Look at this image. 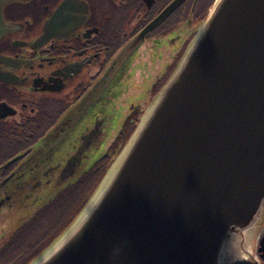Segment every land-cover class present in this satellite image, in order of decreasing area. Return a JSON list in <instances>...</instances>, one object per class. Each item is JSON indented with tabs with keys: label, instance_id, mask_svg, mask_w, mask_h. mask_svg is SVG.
Masks as SVG:
<instances>
[{
	"label": "water",
	"instance_id": "obj_1",
	"mask_svg": "<svg viewBox=\"0 0 264 264\" xmlns=\"http://www.w3.org/2000/svg\"><path fill=\"white\" fill-rule=\"evenodd\" d=\"M162 17L0 186V207H41L73 180V159L53 165L66 123ZM263 227L264 0H213L81 208L26 264H261Z\"/></svg>",
	"mask_w": 264,
	"mask_h": 264
},
{
	"label": "flooded vegetation",
	"instance_id": "obj_2",
	"mask_svg": "<svg viewBox=\"0 0 264 264\" xmlns=\"http://www.w3.org/2000/svg\"><path fill=\"white\" fill-rule=\"evenodd\" d=\"M212 1L0 0L1 187L118 64L120 51L163 16L81 120L66 123L53 165L62 169L73 159V180L41 207L37 196L23 208L12 197L0 207V264H25L77 212L81 205L66 206L54 219L40 214L71 188L79 189L77 203L91 192Z\"/></svg>",
	"mask_w": 264,
	"mask_h": 264
},
{
	"label": "rangeland",
	"instance_id": "obj_3",
	"mask_svg": "<svg viewBox=\"0 0 264 264\" xmlns=\"http://www.w3.org/2000/svg\"><path fill=\"white\" fill-rule=\"evenodd\" d=\"M213 2V1H212ZM193 34V33H192ZM183 52V51H182ZM182 54V53H181ZM169 76V75H168ZM168 78V77H167ZM166 78V79H167ZM165 82V81H164ZM97 184V183H96ZM78 192H79V189H69L68 191H65L61 194H59L54 200L52 203H50L46 209H44L40 214L44 213V215H48L50 216L51 218H55V216L57 214H59L61 211H63L64 208H66V206L70 205L69 203L70 202H73L76 198L79 199V196L78 195ZM83 195V194H81ZM77 204V199L72 203V205H76ZM82 206V205H81ZM80 206V208H81ZM78 211V210H77ZM57 227V225H56ZM264 228V227H263ZM263 232V229L259 235V237L261 236ZM258 237V239H259ZM37 254V253H36ZM31 259V258H30ZM29 259V260H30ZM28 260V261H29ZM27 261V262H28ZM26 262V263H27ZM25 263V264H26Z\"/></svg>",
	"mask_w": 264,
	"mask_h": 264
},
{
	"label": "trees",
	"instance_id": "obj_4",
	"mask_svg": "<svg viewBox=\"0 0 264 264\" xmlns=\"http://www.w3.org/2000/svg\"><path fill=\"white\" fill-rule=\"evenodd\" d=\"M89 195V193L88 194H86L82 199H81V201H79L76 205H82L83 204V202L85 201V199L87 198V196ZM70 205H72V202H70L69 203ZM74 216V214L72 215V216H70L69 218H67V220L65 221V223L62 225L63 227L72 219V217ZM61 226V227H62ZM60 227V228H61ZM62 227V228H63ZM261 237H263L264 238V228H263V232H262V234H261ZM49 242V241H48ZM47 242V243H48ZM47 243H45L43 246H45ZM260 263L261 264H264V258L263 259H260Z\"/></svg>",
	"mask_w": 264,
	"mask_h": 264
}]
</instances>
